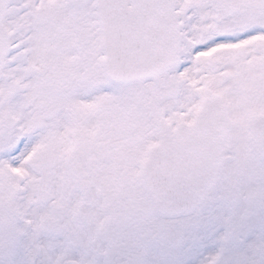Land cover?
Here are the masks:
<instances>
[{
	"label": "snow or ice",
	"instance_id": "obj_1",
	"mask_svg": "<svg viewBox=\"0 0 264 264\" xmlns=\"http://www.w3.org/2000/svg\"><path fill=\"white\" fill-rule=\"evenodd\" d=\"M0 264H264V0H0Z\"/></svg>",
	"mask_w": 264,
	"mask_h": 264
}]
</instances>
